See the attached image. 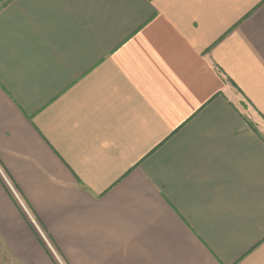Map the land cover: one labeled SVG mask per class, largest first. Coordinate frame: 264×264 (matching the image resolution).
<instances>
[{
	"label": "crops",
	"instance_id": "obj_1",
	"mask_svg": "<svg viewBox=\"0 0 264 264\" xmlns=\"http://www.w3.org/2000/svg\"><path fill=\"white\" fill-rule=\"evenodd\" d=\"M262 123L264 0H0L25 264H264Z\"/></svg>",
	"mask_w": 264,
	"mask_h": 264
},
{
	"label": "rangeland",
	"instance_id": "obj_2",
	"mask_svg": "<svg viewBox=\"0 0 264 264\" xmlns=\"http://www.w3.org/2000/svg\"><path fill=\"white\" fill-rule=\"evenodd\" d=\"M241 109L245 111V113L250 114L251 110L247 105H240ZM261 132L264 133V123L262 125H257ZM0 264H25L10 248L8 243L0 234Z\"/></svg>",
	"mask_w": 264,
	"mask_h": 264
},
{
	"label": "built area",
	"instance_id": "obj_3",
	"mask_svg": "<svg viewBox=\"0 0 264 264\" xmlns=\"http://www.w3.org/2000/svg\"><path fill=\"white\" fill-rule=\"evenodd\" d=\"M0 174L1 176L4 178V180L6 181V183L8 184V186L10 187L11 192L14 194L15 198L20 202L21 207L23 208V210L31 217L29 210L27 209L26 205L23 204L20 195L18 194V192L11 186V183L9 181V179L7 178V176L5 175L4 172H2V170L0 169ZM33 223L35 224L36 228L38 229L40 235L43 237V239L49 244L47 237H45L44 233L42 232V230L39 229V226L37 224V222L33 221ZM52 248V246H50ZM55 255V257L57 258L59 264H63L61 259L59 258V256L56 253H53Z\"/></svg>",
	"mask_w": 264,
	"mask_h": 264
}]
</instances>
